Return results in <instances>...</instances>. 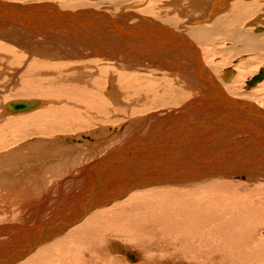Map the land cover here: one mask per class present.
<instances>
[{"label": "bare ground", "instance_id": "bare-ground-1", "mask_svg": "<svg viewBox=\"0 0 264 264\" xmlns=\"http://www.w3.org/2000/svg\"><path fill=\"white\" fill-rule=\"evenodd\" d=\"M13 1L0 0L5 60H33L0 124L28 119L30 137H0V264H264V111L241 100L264 65L246 80V63L226 76L203 55L222 37L219 53L263 58L264 27L248 20L264 0H142L118 14ZM46 60L62 62L45 72Z\"/></svg>", "mask_w": 264, "mask_h": 264}, {"label": "rangeland", "instance_id": "rangeland-1", "mask_svg": "<svg viewBox=\"0 0 264 264\" xmlns=\"http://www.w3.org/2000/svg\"><path fill=\"white\" fill-rule=\"evenodd\" d=\"M13 1V0H12ZM17 1H19V2H21L20 0H14L13 2H17ZM28 1H30L31 2V0H28ZM38 1H41V0H38ZM44 1V0H43ZM48 1H50V2H56L57 3V5H60V7H63V8H67V5H69L68 7H71V4H72V6L73 5H75L74 3H76V4H78V3H80V2H83L84 0H48ZM78 1H80V2H78ZM86 1V3L84 2V5H87V6H93V4H96V5H94V6H96V7H98V5L100 6V8H102V9H106V8H110L109 10L111 11V12H113L114 14H115V12H116V14H118L119 12H120V6H121V4H137V3H140V2H142V0H85ZM137 1V2H136ZM160 1H163V0H160ZM45 2H47V1H45ZM64 2V3H63ZM78 2V3H77ZM92 2V3H91ZM110 4H109V3ZM115 3V5H113L114 3ZM145 2V1H144ZM61 3H63V4H61ZM98 3V4H97ZM107 3V4H106ZM153 4H154V8H159L160 6V4L161 3H159V2H157V0H154V2H152ZM157 3V4H156ZM63 5V6H62ZM64 5H66V6H64ZM105 6H107V7H105ZM159 6V7H158ZM114 9V10H113ZM156 11V10H155ZM143 13V12H142ZM263 13V12H262ZM146 14V13H145ZM262 15H264V13L262 14ZM146 17H153V18H156V16H153L152 14L150 15H148V14H146L145 15ZM261 18V19H260ZM252 20H253V22H252ZM248 21H250V24L251 23H255V24H258L260 27H264V16H259L258 17V19L257 18H251L250 20H248ZM247 21V22H248ZM258 22V23H257ZM258 26V27H259ZM263 33H264V28H263ZM262 34V33H261ZM22 35H25L26 37H28V38H32V37H30L29 35H28V33L27 32H25L24 34H22ZM2 40H6V39H2ZM215 40H216V38H215ZM217 40H219L220 42H221V44L222 45H216L217 47H215V50H217V52L215 53V55H214V53H210V54H206V52H205V48H203L204 49V60H206V64H209V66H210V64L211 65H216L217 66V71H216V73L218 72L219 74L220 73H224L225 72V74L224 75H226L227 76V72H226V69H228V68H234V67H236L237 69L240 67V64L241 63H246L247 65L245 66V67H247V69L246 68H244V70H246L247 72H246V74L248 75L247 77H246V80H248L249 78H252L253 77V75L254 74H256L257 73V71L264 65V55H263V58H261V59H259L260 58V56H258V55H256V56H254L255 54H250V53H244L243 55L242 54H234V53H225L224 54V52L223 53H219L220 51H221V47H224V45L226 44L227 45V41H225V43H224V45H223V38L222 37H220V38H217ZM6 43V42H5ZM5 47H7V48H10V50H6L7 48H5ZM12 46H5V44H1L0 43V54H1V56H0V87H2V88H0V95L3 97V99H2V97H0V100H2V101H9L8 99H12V100H14V99H16V97H15V94H17V93H20L21 94V96L20 97H25V96H27V95H24V94H22V93H27V91L26 92H23L24 90H23V88L24 87H22L24 84H23V81L26 79V70H27V67H28V63L29 64H31L32 63V58H29L28 57V55H27V53L25 52V51H23V52H20L19 54H18V56L20 57V62H19V64H18V62H11V66H10V63L9 62H6V60H5V56H7V57H9V56H13V54L11 53L14 49H12L11 48ZM211 48V46L208 48V50ZM202 50V49H201ZM24 52H25V54H24ZM5 53V55H3ZM15 54H16V52H15ZM207 56H206V55ZM26 55V56H25ZM224 55L226 56V57H224ZM14 57V56H13ZM23 57V58H22ZM9 58H11L12 59V57H9ZM214 60H213V59ZM40 61H44V60H42V59H39ZM248 60V61H247ZM252 60V61H251ZM23 61V62H22ZM28 61H30V62H28ZM55 61V62H54ZM28 62V63H27ZM47 64H46V63ZM45 62H43L44 64H40V63H38L36 66L37 67H39V69H42V70H44L45 69V72H53V70H52V68H51V66H53L54 64L56 65V64H58V63H61L62 62V60H46ZM248 62V63H247ZM64 63L65 64H69V62H67V61H64ZM48 64L50 65V67L48 66ZM226 64V65H225ZM237 64V65H236ZM59 65V64H58ZM76 66H78V67H81V69H85L86 68V70H89V71H95V68L94 67H89L88 65H83V63H76L75 64ZM239 65V66H238ZM6 66V67H5ZM43 66V67H42ZM61 66H63V65H61ZM17 68H18V75H17V79L15 78L14 79V81H13V79H11V77L9 76V75H6L7 73L5 72V70H7V71H10V73L11 74H15L16 73V71H17ZM5 69V70H4ZM15 69H16V71H15ZM207 69H208V67H207ZM61 70H64V66L61 68ZM253 70V71H252ZM2 73H4V74H2ZM4 75H6V76H4ZM8 76H9V78H8ZM2 77V78H1ZM3 77H5V78H3ZM7 77V78H6ZM42 77H47L46 75H42ZM22 78V79H21ZM7 80V81H5V82H8V79H10L9 81L10 82H8V84L7 85H5L6 83L5 82H3L2 80ZM21 80V81H19V80ZM218 79H220V81H222V79L221 78H218ZM27 80V79H26ZM245 80V81H246ZM28 81H31V80H29L28 79ZM32 81H34V80H32ZM12 82V83H11ZM35 82V81H34ZM4 83V84H3ZM18 83H19V85H18ZM223 85H224V80H223V82H221ZM225 83H230L229 81L228 82H225ZM2 84V85H1ZM14 84L16 85V86H18V87H16V86H14ZM35 84V86L36 85H38V83L37 82H35L34 83ZM262 84V85H261ZM261 84H259L257 87H256V85H254L253 87L255 88H253V90L251 91L252 93H250L249 94V98L247 99V98H245V97H242V98H244V99H241V100H249V101H245V103H248V102H250V103H252V104H255V105H257L259 108H261L263 111H264V82H262ZM14 86V88H13V86ZM3 87H5V88H3ZM10 87V88H9ZM11 87H12V89H11ZM38 87V86H37ZM17 88V89H16ZM21 88V89H20ZM35 88V87H34ZM10 89V90H9ZM15 89V90H14ZM19 89V90H18ZM188 90L189 89H185V91H187L188 92ZM191 91V90H190ZM9 92V93H8ZM11 92V93H10ZM38 92V91H37ZM38 93H40V92H38ZM6 94V95H5ZM38 97H37V96ZM8 96V97H7ZM10 96V97H9ZM251 96V97H250ZM35 97L36 98H40V94H37V93H35ZM246 97H248V95H246ZM6 98H8V99H6ZM42 98V97H41ZM243 101V102H244ZM261 104H263V105H261ZM112 113H110V115H111ZM0 115H1V111H0ZM114 117V116H113ZM112 117V118H113ZM5 120V119H4ZM10 120H12V118L10 117V119L9 120H5L6 122H8V123H3V124H0V137H2L3 139H2V143L3 144H5V145H8V141L9 140H13V139H11V136H12V134L14 135V133L16 132V131H18L19 132V136H17V140H24V137H30L29 136V134H28V132H26V133H24L23 132V130H26L28 127L26 126L27 124H29V120L27 119H25V118H21V119H19L18 121H13V122H11ZM25 120H26V122H25ZM10 122V123H9ZM16 124H15V123ZM14 124V125H12V124ZM24 124V125H23ZM18 125V126H17ZM22 125L23 126H25L26 128H22ZM117 125V124H116ZM5 126V127H4ZM8 126H10V127H8ZM13 126V127H12ZM109 126H113V125H109ZM8 127V128H7ZM127 127V126H126ZM30 128V127H29ZM125 128V127H124ZM4 129V130H3ZM7 129V130H6ZM2 130V131H1ZM113 130V129H112ZM114 130H116V129H114ZM4 132H5V134H4ZM9 132V133H8ZM13 132V133H12ZM22 132V133H21ZM80 132H82L83 134L84 133H87L86 131H80ZM8 135H7V134ZM12 133V134H11ZM63 134L62 135H64V136H67V138H71V139H76V140H78L77 139V135H78V132L77 133H65L64 134V132H62ZM4 134V135H3ZM40 134V133H39ZM9 135H11L10 137H9ZM25 135V136H24ZM40 135H43V134H40ZM20 137V138H19ZM45 137V136H44ZM90 137V135L89 136H87V139H90L89 138ZM8 138L9 140L7 141V142H5L6 141V139ZM18 141V142H19ZM23 142H26L25 140L24 141H21V142H19V144L20 143H23ZM54 142V141H53ZM54 145V144H53ZM2 147H0V149H1ZM70 168H72V167H70ZM86 168V167H85ZM90 169V168H89ZM74 170H78V168H74ZM88 170V169H87ZM87 170H85V171H87ZM76 172V171H75ZM76 187H78V188H76V189H80V187H82V186H80V185H77ZM76 191H78V190H76ZM126 240H125V243H127L126 244V246H127V248H128V250H132V251H135V252H137V254L139 253V254H142V255H140V262H142V260H144V258H142V257H145V255H144V253L143 252H141V250L139 249V248H137L136 247V242H134L130 237H127V238H125ZM130 239V240H129ZM129 242V243H128ZM67 245H69V243H67ZM130 248V249H129ZM136 249H138V250H136ZM38 252H39V250H38ZM37 252V253H38ZM131 252V251H130ZM123 259V261H124V263L125 264H131L130 262H129V260L126 258V257H122ZM125 259H127V260H125ZM178 259H180L179 257L178 258H176V259H174V262L175 261H177V262H175V263H171V264H182V263H184V264H197V263H193V262H188V261H186V260H178ZM173 261V260H172ZM138 264H140L139 262H137ZM136 263V264H137ZM21 264V263H20ZM168 264H170V263H168Z\"/></svg>", "mask_w": 264, "mask_h": 264}, {"label": "water", "instance_id": "water-1", "mask_svg": "<svg viewBox=\"0 0 264 264\" xmlns=\"http://www.w3.org/2000/svg\"><path fill=\"white\" fill-rule=\"evenodd\" d=\"M9 21V19H7V21L6 22H8Z\"/></svg>", "mask_w": 264, "mask_h": 264}]
</instances>
